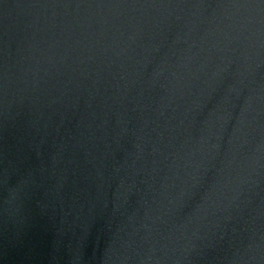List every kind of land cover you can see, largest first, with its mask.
<instances>
[{"label": "water", "instance_id": "water-1", "mask_svg": "<svg viewBox=\"0 0 264 264\" xmlns=\"http://www.w3.org/2000/svg\"><path fill=\"white\" fill-rule=\"evenodd\" d=\"M0 264H264V0H0Z\"/></svg>", "mask_w": 264, "mask_h": 264}]
</instances>
